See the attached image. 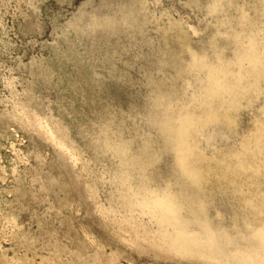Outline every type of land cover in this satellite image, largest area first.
<instances>
[{
  "label": "rangeland",
  "instance_id": "obj_1",
  "mask_svg": "<svg viewBox=\"0 0 264 264\" xmlns=\"http://www.w3.org/2000/svg\"><path fill=\"white\" fill-rule=\"evenodd\" d=\"M263 118L264 0H0V264H227L164 243L95 144L103 130L155 152L149 174L197 178L231 228L237 198L264 213V138L251 140Z\"/></svg>",
  "mask_w": 264,
  "mask_h": 264
},
{
  "label": "bare ground",
  "instance_id": "obj_2",
  "mask_svg": "<svg viewBox=\"0 0 264 264\" xmlns=\"http://www.w3.org/2000/svg\"><path fill=\"white\" fill-rule=\"evenodd\" d=\"M208 9L209 13H213L216 6L211 4ZM243 24H246V21H243ZM249 47L247 63L254 69L259 62V56L253 41L249 43ZM244 78L246 76L240 71L238 78H227L222 87L224 86L225 91L232 92L234 88H239ZM199 100L193 99V102L199 103ZM201 104L194 106L200 107ZM157 106L164 107L166 117L164 127H169L170 123L167 120L174 119L169 115V106L164 101L157 103ZM192 114L193 112L188 111L186 116L179 120L175 138L180 151L183 150L182 143L191 131ZM209 118L215 126L236 124V121L227 117L221 118L220 115ZM47 126L49 125H44ZM170 129L172 131L173 128ZM102 135L103 130H100L95 150L97 153L110 151L115 158H119L120 170L114 178L121 188L123 202L130 207H137L140 212L148 215L151 222L157 226V234L164 243L180 253L227 264H264L263 212L237 198L243 216L242 223H239L241 219L237 217L234 227L217 224L211 218L213 213L209 211L210 202L207 198L209 196L200 192L197 178H187L173 166L174 175L171 178L157 181L149 174L151 166L158 158L155 152L150 151L148 141L144 142V146L149 150L142 152L143 155H135L132 144L122 139L123 137L117 141L118 139L112 140L107 132L104 138ZM261 138H264V118L255 122L251 140L258 146ZM179 155L180 153L175 157L176 160H179ZM180 161H188V157L180 158Z\"/></svg>",
  "mask_w": 264,
  "mask_h": 264
}]
</instances>
